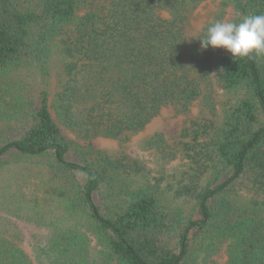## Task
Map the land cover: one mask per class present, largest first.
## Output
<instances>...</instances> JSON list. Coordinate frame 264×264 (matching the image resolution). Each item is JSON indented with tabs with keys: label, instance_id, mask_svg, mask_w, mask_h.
Masks as SVG:
<instances>
[{
	"label": "trees",
	"instance_id": "obj_1",
	"mask_svg": "<svg viewBox=\"0 0 264 264\" xmlns=\"http://www.w3.org/2000/svg\"><path fill=\"white\" fill-rule=\"evenodd\" d=\"M204 1L0 0V168L9 154L44 161L59 210L40 212L50 235L30 242L31 254L15 240L18 224L12 236L0 230V264H216L223 249L226 264H264V56L204 49L200 38L223 19L189 34ZM228 4L230 21L264 14V0ZM219 90L238 97L218 120ZM194 105L200 115L180 140L159 132L145 143L187 160L170 190L194 202L189 214L166 203L160 181L138 184L143 163L93 139L130 136L165 107Z\"/></svg>",
	"mask_w": 264,
	"mask_h": 264
},
{
	"label": "rangeland",
	"instance_id": "obj_2",
	"mask_svg": "<svg viewBox=\"0 0 264 264\" xmlns=\"http://www.w3.org/2000/svg\"><path fill=\"white\" fill-rule=\"evenodd\" d=\"M226 0H205L190 15L188 22L189 34L198 35L210 23L222 16V21H230L236 16L231 4L224 5ZM61 64L60 56H53L51 61L52 86L57 82V71ZM238 97L234 92L219 90L217 102V118L222 117L226 104ZM200 108L194 105L190 112L181 113L177 108L165 107L141 132L120 139L97 137L93 139V146L112 156L129 155L143 163L147 169L144 177H138V184L146 181L151 183L160 181L164 190L163 197L171 207H181L186 213H191L194 202L185 198L177 199L173 196L170 186H176L188 170V162L181 155L176 159H165L157 155L154 150L146 148V141L156 133H163L170 143L181 139L182 131L190 120L198 118ZM86 144V142H83ZM6 164L0 168V230H8L5 236H12L17 230V224L23 231L21 239H15L30 254L33 252L30 242L46 240L49 237V228L42 222V217L57 216L59 210L52 204L53 189L47 185L48 171L44 161L35 160L23 162L12 154L5 158ZM49 188H48V187ZM34 198V202L29 199ZM36 199L38 201H36ZM198 216V214H196ZM47 218V217H45ZM224 250V249H223ZM219 251L214 256L216 264H226L228 256L225 251Z\"/></svg>",
	"mask_w": 264,
	"mask_h": 264
},
{
	"label": "clouds",
	"instance_id": "obj_3",
	"mask_svg": "<svg viewBox=\"0 0 264 264\" xmlns=\"http://www.w3.org/2000/svg\"><path fill=\"white\" fill-rule=\"evenodd\" d=\"M200 39L204 49L224 48L234 58L264 56V14L247 15L239 22L216 21Z\"/></svg>",
	"mask_w": 264,
	"mask_h": 264
}]
</instances>
